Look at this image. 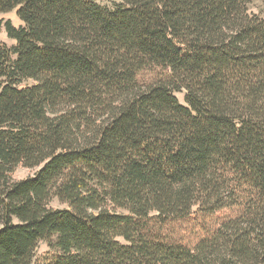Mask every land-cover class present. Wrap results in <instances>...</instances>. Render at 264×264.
Segmentation results:
<instances>
[{"label":"trees","instance_id":"1","mask_svg":"<svg viewBox=\"0 0 264 264\" xmlns=\"http://www.w3.org/2000/svg\"><path fill=\"white\" fill-rule=\"evenodd\" d=\"M256 1L0 0V264H264Z\"/></svg>","mask_w":264,"mask_h":264},{"label":"rangeland","instance_id":"2","mask_svg":"<svg viewBox=\"0 0 264 264\" xmlns=\"http://www.w3.org/2000/svg\"><path fill=\"white\" fill-rule=\"evenodd\" d=\"M104 8H107L109 10H115L116 7L119 5L120 0H90ZM263 0H257L255 2V7H262L260 5H263ZM0 19H10L11 22L17 26L20 24L15 11L6 13V14H0ZM0 43L6 45L7 47H10L14 45V41L9 39L6 36V33L4 29H0ZM168 69H160L157 68L153 72L148 73L144 72L139 76V80H142V82H145L150 79H159L164 77L165 75H168ZM176 97L180 102H182V94L176 93ZM35 170H28V169H19L15 173V178L20 180L24 179L26 177L32 176L34 174ZM50 204L53 207L59 208V209H65L66 206L63 204H60L56 199H53ZM196 221H205L207 223L212 222L213 218L210 217H202L199 218L198 216L194 215L191 217L189 221H180V222H168L165 223L161 229L164 233H167V235L170 237L171 240L173 241H181L183 243L189 244L191 241L194 240V237L196 236L197 232L195 229H192L194 222ZM119 242L124 244V241L122 239H118ZM54 252L49 250L48 247L46 246L44 241H39L36 245L35 251H34V259L32 264H45L46 260H49L52 256H54Z\"/></svg>","mask_w":264,"mask_h":264}]
</instances>
